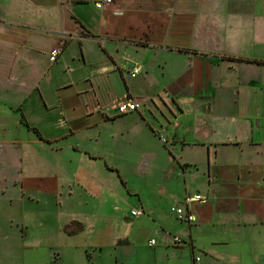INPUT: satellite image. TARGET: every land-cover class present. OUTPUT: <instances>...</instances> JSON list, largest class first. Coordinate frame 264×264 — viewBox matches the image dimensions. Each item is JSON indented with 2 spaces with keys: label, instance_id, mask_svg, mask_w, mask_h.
Instances as JSON below:
<instances>
[{
  "label": "rangeland",
  "instance_id": "374dc122",
  "mask_svg": "<svg viewBox=\"0 0 264 264\" xmlns=\"http://www.w3.org/2000/svg\"><path fill=\"white\" fill-rule=\"evenodd\" d=\"M89 1L90 5L84 6L78 3L62 5L58 0H41L43 4H48L49 10H35L37 13L24 10L19 4L0 9V18L5 21L38 27H60L71 31L73 35L80 26L71 18L72 13H75L88 28L94 29L96 34L116 36L103 38L119 45L121 48H118V54L128 60L124 75L122 74L126 79L120 78V87L116 81L111 82V85L109 82L106 84L107 88L111 87V96H106V105L104 104L97 113H89L79 120L78 115L71 124V129L68 128L69 125L60 122L48 126L46 122L48 123L51 117H56L55 115H41L38 110H26L29 117H32L47 135L54 136L64 132L67 138L60 143L48 144L41 141L33 131H28L21 123V113L18 111L20 108L24 112L21 103L16 105L15 101L11 102L12 96H8L4 101L6 105L0 104V118H3L0 120V264H93L91 258L98 254L96 250L99 249H104L102 264H116L114 250L122 257L126 256V259L130 255L131 247H120L114 243L116 239L123 237L125 232L134 243L146 244L153 239L156 245L159 244V237L152 235L155 226L153 212L147 211V206L143 203L146 202L149 206L156 204L160 195V183L171 175L174 171L170 170L172 167H177L184 173L192 169L193 165L185 164L179 159L196 164L200 168V177L204 176L201 169L208 164L206 147L182 146L186 144V124L193 117L191 111H194L195 107L199 108V118L204 123L210 119L209 116L205 117V107L213 108L211 117L214 123H224L226 116L237 111L235 101L238 102L244 97V89L254 85L250 76L254 77L256 82L259 79V74H255L257 68L254 73L251 70L245 72V66H241L243 62L222 58L253 56L264 60V0H198V8L195 7L194 10L196 24L202 21V28L205 29L202 31L203 39H200V45L193 44L198 37L192 38L190 43H183L174 39L163 40L162 29L159 32L157 29L154 35L150 29L143 30L146 27L144 17L147 8L140 4L141 0H128L130 2L127 5V21L111 19L118 14L109 11H103L101 14L103 9H98L94 0ZM172 9L171 7L167 12ZM158 12L163 14L166 11L159 8ZM99 15L103 16L104 23L100 22ZM200 15L202 19H199ZM181 17L184 20L187 14ZM129 21L139 28V34L130 36L132 32ZM248 22L254 24L256 35V41L250 45L249 51L244 47H235L232 40L240 35L241 25ZM0 26V37L10 38L12 27L5 29L4 25ZM54 31L61 34L60 30ZM64 38L68 39L67 36ZM60 41L55 40L51 46L40 50L43 70L48 71L51 66L48 65L47 59L52 50L60 46L63 48ZM105 41L103 43H106ZM72 51L75 52V49ZM99 54L100 51L92 53L94 56ZM196 56L199 57L195 58ZM2 60L8 61L5 58ZM134 64L141 68L135 76L132 75ZM8 67L7 65L1 70L0 87L3 89L7 86L5 90L10 93L12 83L6 79ZM216 67L221 72L219 82L215 85L216 76L213 78L208 75L217 69ZM240 67L243 69L239 70ZM202 71H205L203 76ZM75 75H78L77 72ZM22 80L11 89L12 93L22 95L25 87H29V79H26L27 83ZM77 81L81 83L80 80ZM255 85L257 93L254 110L261 104L260 88L264 87V84ZM127 87L139 101V111L119 118L118 122L127 126L133 125L139 113L144 122L149 121L154 127L151 134L140 128L137 131L145 149L133 144L135 141H127L131 134L115 126L114 119L119 116L115 114L113 103L118 97L117 92L124 91L123 97L127 96ZM251 90L254 88L249 92ZM43 103L49 112L60 107L57 104H48L44 99ZM105 108L112 109L113 112ZM25 119H28L26 115ZM223 128H227V125L219 127L220 135L216 139L226 137L227 129ZM152 134L159 138L161 146L169 154L173 155L176 151L179 159L176 156L172 159L168 154L166 157L161 154ZM201 134L205 136L206 132ZM215 135L213 134L214 138ZM253 135L258 139L263 133L257 134V131H254ZM92 136L98 140L100 138V142L90 143L89 138L93 139ZM57 138L59 136L53 139ZM216 139L213 141L216 142ZM108 140L111 146H107ZM209 140L212 141V138ZM221 147L224 149L221 150ZM236 148V145H219L217 155L232 154ZM155 156L158 164H163L166 158L170 161L162 165L161 169H167L165 172L161 170L159 180L157 173L152 174V170L143 175V171L149 169L150 163L151 167L155 165L151 162ZM183 185L182 180L181 186ZM87 187L92 190L91 193L86 192ZM165 199L167 204L170 201H175L174 205L182 202L178 194ZM180 205L184 207L183 204ZM167 206L168 213L177 219L175 214L172 215L170 205ZM142 208L147 211L143 217L131 216L133 209ZM161 209H166L163 204ZM68 224V231L71 232L65 230ZM180 231H183V228ZM68 249H72L73 253H66ZM192 263V258L188 262H180ZM127 264L133 263L127 260Z\"/></svg>",
  "mask_w": 264,
  "mask_h": 264
},
{
  "label": "crops",
  "instance_id": "0c3cea01",
  "mask_svg": "<svg viewBox=\"0 0 264 264\" xmlns=\"http://www.w3.org/2000/svg\"><path fill=\"white\" fill-rule=\"evenodd\" d=\"M58 1L62 5L66 3L68 5L70 3H78L84 6L90 5L89 0ZM96 1H93L94 5ZM129 2L128 0H113L111 4L102 8L101 14H103V11H109V13L118 14L111 19H125L127 21L129 13L127 5ZM197 2L198 0H141L140 4L147 8V14L144 17L146 27L143 30L150 29L154 35L157 29L158 32L162 29L163 40L166 38L168 40L174 39L183 43H190L192 38L198 37L193 44L200 45V39H203L202 31L205 29L202 28V21L201 25L199 23L196 24L197 18L194 10L195 7L198 8ZM15 4L22 5L23 9L29 12H34L35 10L47 12L49 10L48 4H43L41 0H0V9L4 7L9 8ZM171 7L173 9L167 12ZM159 8L166 12H163V14L158 12ZM185 13L187 17L182 20L183 17L181 16H185ZM200 17L199 19H202V15ZM71 18L80 24L79 30L75 35L71 31L60 27H38L30 24L5 21L0 18V24L4 25L3 28L9 29L8 26L12 27V33L9 35L10 38L3 39L0 37V73L7 65L9 66L6 70V79L12 83L11 89L15 85H18L17 82L19 80L23 79L22 81L27 83L28 80L26 79H29V87H25L22 95L12 93L11 89L9 93L8 90H5L7 86H4V90L0 87V101H3L0 104L6 105L4 101L7 100L8 96H12L11 102L15 101L16 105L21 103L20 105L30 123L26 120L29 127L37 128L41 134L43 132L41 131V126L34 122L32 117H29L26 110L34 112L38 110L41 115H55L56 117H51L49 122H46L48 126L56 125L60 122L66 126L69 125L70 127L68 128L71 129L73 128L71 124L74 123V119L78 115H80L78 117L79 120L89 113H97L101 107L106 105L105 100L108 99L106 96L111 94V87L107 88L106 86L108 82L111 85V82L116 81L118 87H120V78H125L123 71L128 60L124 56L122 58L121 54H118L117 50L121 47L110 40L107 42L103 38V36L113 35L106 34L100 36L96 34V31L88 28L75 13H72ZM98 18L100 22H105L103 16L99 15ZM260 22L262 23V21ZM31 27L36 29H30ZM84 29L93 32L96 36L83 35ZM130 29L132 32L130 36L136 33L139 34V28L132 25L131 22ZM54 30H60L59 33L61 34H58ZM143 30H141V33ZM239 31L240 35L233 36L234 38L232 39L235 42V47H244L245 50L249 51L251 49L250 45L256 41L254 24L252 22L242 24ZM65 36L68 39H65ZM55 40H61L60 44H64L66 41L69 42L64 46L57 61L51 62V54L49 55L47 62L51 66L48 68V71H45L41 67L42 59L39 52L41 49L51 46ZM104 41L106 43H103ZM73 49H75V52L72 51ZM95 51H100V54L96 56L92 55ZM197 57L199 56L195 58ZM232 57L262 60L253 56ZM2 58L8 61L2 60ZM224 58L222 59L224 60ZM195 60L197 61V59ZM231 61L243 62L241 66H245L243 67L245 72L251 70L254 73L257 68V73L255 74H259L258 81L256 82V79L250 76V81L254 85L247 86L244 89V97L240 98L238 102L235 101L238 109L223 119L225 124L223 121L221 123L218 122L217 125L214 123L211 117L214 111L213 108L208 109L205 107V117L209 116L210 119L208 122L204 121V123L199 118V108L195 107V110L191 111L193 117H191V121L187 122L185 127V134L187 133L185 137L186 144L180 145H203V147L207 148L208 164L203 170L201 169L203 177H200V168L196 164L179 159L176 151H174L173 155L169 154L161 146L159 138L152 134L161 154L165 157L168 154L172 156V159L176 156L181 162L193 165V167L185 173L177 167H172L170 170L174 171L164 179L166 181L160 183V195L156 204L149 206L147 205L148 203L143 201V205L147 206V211L153 212L152 219L155 226L152 230V235L159 237V244L156 245V241L154 245L150 244V241L153 239H150L146 244L134 243L129 240L130 236L125 232L122 235L123 237L116 239L114 243L120 247H131L130 255L126 259V256L122 257L117 250H114L116 264H127V260L133 264H180L181 261L188 262L191 258L193 260L192 264H264V121H262L264 117L261 118V116H264V87L260 88V106H257L258 108L255 110L253 108L256 100L255 93H257L255 92V84H264V67H260L264 65L239 60ZM216 68L212 70L210 75L207 74L213 78L216 76L215 85L219 82L221 72L218 67ZM243 68L240 67L239 70ZM76 72L78 75L74 76ZM204 72L202 71L201 76L204 75ZM77 80H80L81 83ZM125 84L127 85L126 82ZM253 88L254 90L249 92ZM69 91L71 93H68ZM117 93L119 98L116 97L113 106L116 110V116L119 117L114 119L115 126L117 129L126 130L131 134L127 141H135L133 144L135 143L139 147L143 146V149H145V144H143L137 131L143 129L151 134V129L153 130L154 127L149 121L144 122L140 113L133 125L119 124V118L127 117L134 111L126 114L117 113V104L124 98V91ZM127 93V96H133L129 88L127 89ZM43 99L48 104H57L60 107L57 110L54 109L49 112L44 106ZM107 111L113 112L112 109H108ZM136 111H139V108ZM24 112L22 113L24 114ZM69 112L71 115L68 117L67 114ZM2 119L0 118V120ZM5 119L9 121L7 116H5ZM225 125H227V128L223 129H227L226 137L216 139L220 135L218 134L219 127H225ZM27 130L33 131L29 128ZM254 131H257V134L263 133V136L261 135L257 139L253 135ZM202 132H206L207 137L206 135H202ZM43 134L44 139L52 142H46L48 144L60 143V141L67 138L64 132L60 133L62 135L55 134L54 136L47 135L44 132ZM213 134H216L215 138ZM56 136H59V138L53 139ZM92 137L93 139L89 138L90 143L96 142L97 144L101 140L100 138L98 140L94 136ZM210 137L212 141L209 140ZM213 139H216V142ZM219 145H236L238 148L233 150L232 154L221 156L217 155ZM107 146H111L109 140ZM222 147L221 150L224 149ZM122 151L123 149L120 150V152ZM116 152L118 151L116 150ZM172 159L170 158L171 161ZM167 161L169 160L166 158V161L163 162ZM151 162H154L155 165L151 167L150 163L149 169L143 171V175H147L148 171L152 170V174L157 173L159 180L162 175L161 170L165 172L167 168L161 169L164 163L158 164L157 156L152 158ZM182 180L184 181L183 186H181ZM81 185L82 183L80 187H82ZM88 191L91 193L92 190L87 187L86 192ZM197 193L204 195L206 201L203 203L192 202L188 205L189 211L194 215L193 222L185 223V221L176 219L168 213L169 206L167 205H170V210L173 213L171 214L174 216L177 206L182 207L180 204H183L184 208L186 207L184 204L185 197L189 195L193 196ZM175 194H178V197L181 198L182 202L180 204L174 205L175 201H170L167 204L164 201L166 200L165 197ZM162 204L166 209H161ZM142 210L147 213L144 208ZM93 226L95 228V222ZM181 228H183V231H180ZM174 237L181 238L182 242L175 243ZM122 241H126L128 244H121ZM110 243H112V240ZM103 250H96L98 254L91 258L94 262L93 264H102V260L104 259ZM66 253L72 254L73 251L72 249H68Z\"/></svg>",
  "mask_w": 264,
  "mask_h": 264
},
{
  "label": "built area",
  "instance_id": "2783aa9c",
  "mask_svg": "<svg viewBox=\"0 0 264 264\" xmlns=\"http://www.w3.org/2000/svg\"><path fill=\"white\" fill-rule=\"evenodd\" d=\"M112 2H113V0H97L95 2V6L99 9H101V8H104L108 4H111ZM62 51H63L62 46H60L59 48L53 49L51 52V55H50V61L51 62L57 61V59L59 58ZM140 70H141V68L139 66L135 67L134 70L132 71V75L135 76V75L139 74ZM139 106H140L139 101L135 97L128 95V96L124 97L121 101H119L116 109H117L118 114H126L129 112H133V111L138 110ZM205 201H206V198L200 193H197L193 196H190V195L186 196L184 199V204L186 205V207L184 208V207L177 206L175 208L176 217L181 221H186L188 223L193 222L194 215L189 211L188 205L192 202L203 203ZM144 213H145L144 210L133 209L131 211V216L132 217H141L142 215H144ZM174 242L175 243H181L182 240L178 237H175ZM150 244L154 245L155 240H151Z\"/></svg>",
  "mask_w": 264,
  "mask_h": 264
},
{
  "label": "trees",
  "instance_id": "16d2710c",
  "mask_svg": "<svg viewBox=\"0 0 264 264\" xmlns=\"http://www.w3.org/2000/svg\"><path fill=\"white\" fill-rule=\"evenodd\" d=\"M84 30H85V33L83 32L82 33L83 35H85V36H96L93 32H91V31H89L87 29H84ZM68 42L69 41H66L64 44H62L63 45V49H64V46H66ZM225 59H228V60L246 61V62L256 63V64H259V65H264V61L263 60H258V59H248V58H243V57H240V58L225 57ZM18 111H20V113H21V123L22 124H24L27 128L33 130L41 140H43L45 142H48V143H52L50 140L44 139L43 136H42V134L40 133V131L37 128H35V127L30 128L29 125H28V123H27V121H26V119H25L24 114L21 111V109H18ZM68 227H69V225H67L65 227V230L68 231ZM68 232H71V231H68ZM121 244H128V242L122 241Z\"/></svg>",
  "mask_w": 264,
  "mask_h": 264
}]
</instances>
